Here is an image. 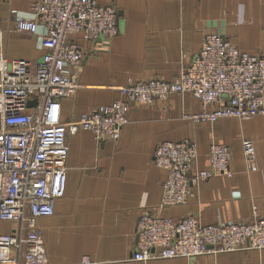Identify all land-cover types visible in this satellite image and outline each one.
I'll list each match as a JSON object with an SVG mask.
<instances>
[{
	"label": "crops",
	"instance_id": "0c3cea01",
	"mask_svg": "<svg viewBox=\"0 0 264 264\" xmlns=\"http://www.w3.org/2000/svg\"><path fill=\"white\" fill-rule=\"evenodd\" d=\"M34 1L0 0V50L7 58L35 62L45 52L43 25L33 33L14 25L16 16L34 17ZM94 1L115 7L118 32L93 41L73 35L83 57L79 86L59 101L64 123L111 103L117 88L129 81L177 79L205 33L221 32L239 49L264 54V0ZM213 106L202 105L190 94L172 93L166 100L130 107L117 140H97L85 128L68 134L63 193L55 199L51 215L35 220L47 264H264V248L132 259L136 223L144 212L156 211L162 198L166 170L155 165L154 151L163 140H194L200 168L207 167L212 143L229 146L231 158L229 174L200 180L185 203L163 208L162 215L178 219L194 214L204 224L247 222L256 206L264 216V115L213 122L187 117ZM244 138L255 146L250 163L243 154ZM14 225L0 220V233Z\"/></svg>",
	"mask_w": 264,
	"mask_h": 264
},
{
	"label": "built area",
	"instance_id": "2783aa9c",
	"mask_svg": "<svg viewBox=\"0 0 264 264\" xmlns=\"http://www.w3.org/2000/svg\"><path fill=\"white\" fill-rule=\"evenodd\" d=\"M31 9L33 18L16 16L14 25L30 33L43 25L45 52L31 62L7 58L0 50V220L15 224L11 231L0 233V264H47L35 220L51 215L55 199L63 193L68 134L85 128L97 140H117L130 107L166 100L172 93L190 94L204 106L214 105L187 115L193 120L264 115V54L243 51L213 31L204 34L200 49L177 79L129 81L117 88L111 103L61 122L59 101L79 86L83 51L73 35L80 33L91 41L113 37L118 32L116 9L94 0H35ZM29 100L35 104L28 105ZM241 145L250 163L254 143L244 138ZM197 153V144L189 138L157 143L154 163L166 170L162 198L156 211L144 212L136 223L133 260L264 248V216L256 206L247 222L204 224L194 214L178 219L161 214L167 206L185 203L200 180L230 173L229 146L212 143L205 168L198 167Z\"/></svg>",
	"mask_w": 264,
	"mask_h": 264
},
{
	"label": "water",
	"instance_id": "95a60500",
	"mask_svg": "<svg viewBox=\"0 0 264 264\" xmlns=\"http://www.w3.org/2000/svg\"><path fill=\"white\" fill-rule=\"evenodd\" d=\"M35 104V100H29L28 101V105H34Z\"/></svg>",
	"mask_w": 264,
	"mask_h": 264
}]
</instances>
